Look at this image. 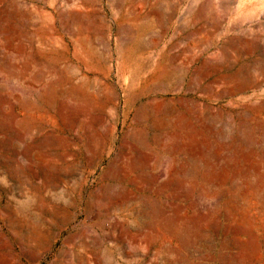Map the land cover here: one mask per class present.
Wrapping results in <instances>:
<instances>
[{"label": "rangeland", "instance_id": "1", "mask_svg": "<svg viewBox=\"0 0 264 264\" xmlns=\"http://www.w3.org/2000/svg\"><path fill=\"white\" fill-rule=\"evenodd\" d=\"M263 125L264 0H0V264H264Z\"/></svg>", "mask_w": 264, "mask_h": 264}, {"label": "bare ground", "instance_id": "2", "mask_svg": "<svg viewBox=\"0 0 264 264\" xmlns=\"http://www.w3.org/2000/svg\"><path fill=\"white\" fill-rule=\"evenodd\" d=\"M62 91L66 92V93H69V94H71L73 96H76V97L85 98L86 100L90 99L89 95H87L86 93H84L83 91H81L77 87L69 86V87H66L65 89H61V88L57 87L56 85H54V83L50 84L49 88H48V97H49V99H52L55 95L61 93ZM171 110L172 109L169 108V107L166 108V111H171ZM149 112H150V110L148 108H144V109H142L140 111L141 115H149ZM263 128H264V125H263ZM248 245H249L250 248H255V246H256L255 243L252 242V241H250L248 243Z\"/></svg>", "mask_w": 264, "mask_h": 264}]
</instances>
